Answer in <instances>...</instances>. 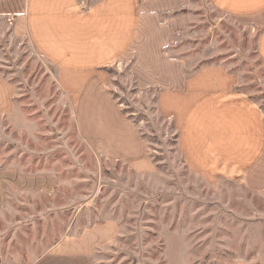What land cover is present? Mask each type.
Wrapping results in <instances>:
<instances>
[{
  "label": "rangeland",
  "instance_id": "obj_1",
  "mask_svg": "<svg viewBox=\"0 0 264 264\" xmlns=\"http://www.w3.org/2000/svg\"><path fill=\"white\" fill-rule=\"evenodd\" d=\"M7 4L0 11V72L15 86L16 105L0 113V264H33L69 235L38 263L65 264L56 259L61 249L75 248L71 237L110 219L119 233L94 264L264 261V192L248 191L237 179L210 183L190 170L156 92H140L128 64L117 69L114 94L150 142L156 169L138 173L96 155L78 132L58 67L27 36H16L19 11L15 0ZM188 12L178 51L193 65H226L239 76L238 90L264 109L260 28L212 0H191Z\"/></svg>",
  "mask_w": 264,
  "mask_h": 264
},
{
  "label": "crops",
  "instance_id": "obj_2",
  "mask_svg": "<svg viewBox=\"0 0 264 264\" xmlns=\"http://www.w3.org/2000/svg\"><path fill=\"white\" fill-rule=\"evenodd\" d=\"M7 1L0 0V11ZM212 2L260 28L257 50L264 71V0ZM15 3L14 33L27 36L58 67V83L75 107L78 132L96 155L122 161L138 173L156 169L150 142L114 94L117 69L128 64L137 89L156 92L158 111L174 123L190 170L210 183L237 179L248 191L264 192V109L238 90L239 76L226 65H193L178 51L180 34L190 26L191 0ZM15 93L0 72V113L15 109ZM119 229L114 219L84 228L71 237L75 248L61 249L56 261L94 264L98 250L114 243ZM68 236L33 264L64 246ZM238 264L264 261L254 256Z\"/></svg>",
  "mask_w": 264,
  "mask_h": 264
},
{
  "label": "trees",
  "instance_id": "obj_3",
  "mask_svg": "<svg viewBox=\"0 0 264 264\" xmlns=\"http://www.w3.org/2000/svg\"><path fill=\"white\" fill-rule=\"evenodd\" d=\"M183 10H181V11H175V12H173L172 14H175V13H180V12H182ZM185 11V10H184ZM109 70H111V71H115V69H113V68H111V67H107ZM126 112V111H125ZM163 116V115H162ZM163 117H165V116H163ZM166 118V117H165ZM174 124V123H173Z\"/></svg>",
  "mask_w": 264,
  "mask_h": 264
}]
</instances>
